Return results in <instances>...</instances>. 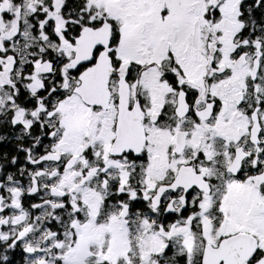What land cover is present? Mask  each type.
I'll use <instances>...</instances> for the list:
<instances>
[{"label": "snow or ice", "instance_id": "1", "mask_svg": "<svg viewBox=\"0 0 264 264\" xmlns=\"http://www.w3.org/2000/svg\"><path fill=\"white\" fill-rule=\"evenodd\" d=\"M0 264H264V0H0Z\"/></svg>", "mask_w": 264, "mask_h": 264}]
</instances>
